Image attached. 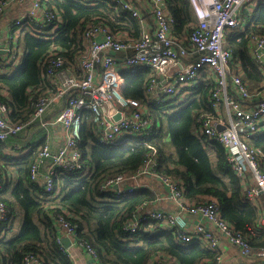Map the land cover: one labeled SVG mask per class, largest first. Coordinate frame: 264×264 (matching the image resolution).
Masks as SVG:
<instances>
[{
  "label": "trees",
  "instance_id": "obj_1",
  "mask_svg": "<svg viewBox=\"0 0 264 264\" xmlns=\"http://www.w3.org/2000/svg\"><path fill=\"white\" fill-rule=\"evenodd\" d=\"M166 2L175 19L173 35L188 37L197 23L190 0ZM41 4L59 13L60 22L41 31L32 27L22 29L14 35L23 51L20 64H0V101L8 105L13 122L27 120L39 95L50 87L43 63L54 48L75 63L86 53L83 33L89 25L103 22L114 33H127L133 39H138L143 30L142 21L113 0H41ZM143 18L145 23L153 24L150 12H143ZM259 34H264V0L253 7L244 27L230 28L226 35L225 46L233 50V68L243 73L242 78L249 83L251 91L258 90L264 81L249 52L251 36ZM4 56L0 52L1 63ZM196 59L197 55L193 54L191 60ZM207 70H201L181 103L162 106L149 103L156 125L145 136L108 145L102 141L91 112L86 110L78 146L83 168L57 172L52 192L30 178V169L43 142L21 157L9 158L3 155L5 144L0 141V167L12 166L17 178L13 187L4 183L0 192V201L10 213L6 227L14 226L15 222L21 224L14 236L0 237V264H26L29 255L45 264H74L59 242L61 215L77 225L78 243L89 244L96 251L99 264H150L157 254L168 256L177 264H217L218 249L200 243L182 244L170 229L146 230L152 221L134 234L123 230L124 223L143 203L157 199L155 193L142 188L116 198L101 187L111 177L136 172L153 149L158 155L157 173L180 182L188 201L200 203L214 198L221 218L234 231L245 235L252 247L264 248V231L251 232L261 218L263 204L260 210L248 198L245 185L227 161L224 147L198 130L201 116L215 113L211 105L215 84ZM152 73L148 67L123 71V95L146 101L147 82ZM248 143L264 152V130L249 137Z\"/></svg>",
  "mask_w": 264,
  "mask_h": 264
},
{
  "label": "built area",
  "instance_id": "obj_2",
  "mask_svg": "<svg viewBox=\"0 0 264 264\" xmlns=\"http://www.w3.org/2000/svg\"><path fill=\"white\" fill-rule=\"evenodd\" d=\"M15 1L24 2L0 0V16ZM113 1L142 21L141 36L133 39L127 33H114L106 24L98 22L85 29L86 53L77 62H69L60 49L54 48L45 58L43 68L45 77L55 79L56 85L39 95L34 112L23 122H13L8 105L0 101V141L35 125L63 127L64 144L55 153L45 144L30 169V178L43 184L47 192H52L57 172H75L83 168L78 146L86 110L91 112L102 141L108 145H116L130 137L145 136L156 125L149 112V103L155 106L181 103L201 70L206 68L215 74L211 97L215 113L201 116L199 131L224 147L227 161L245 185L248 198L258 205V196L264 195V152L251 146L245 138L264 130V100L261 99L264 83L258 90L251 91L249 83L242 78L243 73L233 68V50L225 46V42L227 30L244 27L253 7L262 0H190L197 23L186 38L173 35L175 19L166 0H147L153 21L151 27L145 23L138 4L132 0ZM29 3L21 15L10 20L5 46L0 47V51L6 53L1 66L20 64L21 52L15 45V34L25 27L36 31L56 27L61 20L59 13L42 7L41 0H29ZM249 52L264 78V34L251 36ZM193 54L197 55L196 60L181 65L182 59ZM138 67H148L153 71L147 82V99L144 102L126 98L122 93V72H134ZM59 103V112L49 118L47 114ZM221 108L225 110L224 117ZM217 126L224 129L218 130ZM48 159H52V165L42 174L41 166ZM157 165L158 155L153 149L136 172L111 177L101 187L102 191L120 198L138 191L139 179L159 175L169 189L170 199L176 202V209L171 211L149 210V203H143L137 213L124 223L125 233H137L146 222L152 221L146 230L170 229L182 244L200 243L219 249L222 242H227L236 246L243 256L264 259L263 247H252L245 235L234 231L221 218L214 198L200 203L188 201L183 185L169 176L158 174ZM2 188L0 171V192ZM192 217L200 218L197 222L188 220ZM9 220V208L0 201V235L4 234ZM58 226L63 237L71 241L69 248L61 244L63 251L72 257L78 248L84 249L99 264L96 251L85 242L78 243L77 225L61 215ZM220 260L221 257L218 258ZM26 264L45 263L29 255ZM150 264H166L164 255L157 254Z\"/></svg>",
  "mask_w": 264,
  "mask_h": 264
},
{
  "label": "crops",
  "instance_id": "obj_3",
  "mask_svg": "<svg viewBox=\"0 0 264 264\" xmlns=\"http://www.w3.org/2000/svg\"><path fill=\"white\" fill-rule=\"evenodd\" d=\"M134 3L138 4L139 7L143 12H150V4L147 0H132ZM29 0H26L24 2H17L15 1L11 6H9L4 14L0 16V47L5 46V40L8 33V25L10 23V20L13 16H19L21 15L29 6ZM13 7L15 10H13ZM17 7V8H16ZM151 13V12H150ZM152 16V15H151ZM150 27L152 24H148ZM16 47L20 50L22 55V48L20 47L19 43L16 41L15 43ZM1 54L6 56V53L4 51H0ZM4 56V57H5ZM192 55H190L187 58L182 59L181 65L192 62L191 60ZM238 68V66H237ZM239 69V68H238ZM208 73H210L215 78V74L212 73V71L207 70ZM201 73V72H200ZM199 73V74H200ZM199 76V75H198ZM197 76V77H198ZM46 79H48L46 77ZM50 87L44 91L48 92L52 87L56 85L55 79L49 78ZM264 83V82H263ZM263 83H261V86H263ZM215 84V83H214ZM252 87V86H251ZM188 92V91H187ZM230 93L232 94L233 91L230 90ZM262 100H264V96L261 97ZM61 107V103L57 104L56 107L51 110L47 116L49 118L55 117L56 114L59 112L58 110ZM221 115L225 116V110L221 108L220 110ZM199 130V129H198ZM198 132V131H197ZM248 138L245 139L248 142ZM5 144L3 155H7L9 158L13 157H21L24 154L28 153L32 146L36 145L39 142H43L44 145L48 144L51 151L55 153L61 145L65 142V135H64V129L61 126H41V125H35L31 128L26 129L22 133L12 136L8 138L6 141H3ZM52 165V159H48L42 166H41V173L44 174L47 172V169ZM2 178H3V184L8 183L10 187H13L16 183V172L14 171V168L12 166H7L6 168L0 167ZM138 187L139 190L142 188L149 189L153 193H155L157 199L154 202H149L148 209L149 210H162V211H171L176 209V202L170 199L169 197V189L163 182L162 178L159 175H148L146 177H143L139 179L138 181ZM259 200L261 203L258 202V206H260V210L264 206V195H260ZM253 202V201H252ZM263 204V206H262ZM261 218L259 219L256 230L253 229V234H259L262 230L264 231V209H262ZM200 218V217H199ZM198 217H192L188 218V220L191 219V221H198ZM21 227V224L19 226L14 227L13 225L8 226L5 230L3 235H0V237H11L14 236L16 233L19 232ZM62 233V230L59 229ZM65 238L63 237V233L61 236V239ZM62 244V243H61ZM63 245V244H62ZM78 251H75L72 255V259L74 261V264H96V261L93 256H91L86 250L78 248ZM220 251L221 260H217V264H255L257 262L264 263V259H256L253 257H247L240 254L238 248L234 245L228 244L227 242H222L220 245V248L218 249ZM165 263L166 264H177L174 260H172L170 257L165 256Z\"/></svg>",
  "mask_w": 264,
  "mask_h": 264
},
{
  "label": "water",
  "instance_id": "obj_4",
  "mask_svg": "<svg viewBox=\"0 0 264 264\" xmlns=\"http://www.w3.org/2000/svg\"><path fill=\"white\" fill-rule=\"evenodd\" d=\"M118 118H119V116L116 117V119H118ZM217 128H218V130H223V129H224V127H222V126H217ZM61 243L63 244V246H64L65 248H69L70 245H71V241H70V239L67 238V237L62 238V239H61Z\"/></svg>",
  "mask_w": 264,
  "mask_h": 264
},
{
  "label": "rangeland",
  "instance_id": "obj_5",
  "mask_svg": "<svg viewBox=\"0 0 264 264\" xmlns=\"http://www.w3.org/2000/svg\"><path fill=\"white\" fill-rule=\"evenodd\" d=\"M24 1H26V0H24ZM17 8V7H16ZM13 10H15V8L13 7ZM19 222H15V224H14V227H17V226H19ZM17 234V233H16Z\"/></svg>",
  "mask_w": 264,
  "mask_h": 264
},
{
  "label": "bare ground",
  "instance_id": "obj_6",
  "mask_svg": "<svg viewBox=\"0 0 264 264\" xmlns=\"http://www.w3.org/2000/svg\"><path fill=\"white\" fill-rule=\"evenodd\" d=\"M122 143V142H121ZM113 146V145H112Z\"/></svg>",
  "mask_w": 264,
  "mask_h": 264
}]
</instances>
